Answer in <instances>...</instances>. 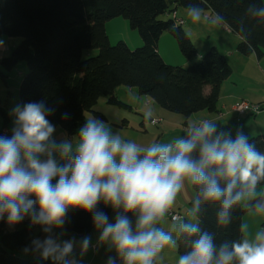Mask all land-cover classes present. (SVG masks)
I'll list each match as a JSON object with an SVG mask.
<instances>
[{
	"label": "trees",
	"instance_id": "trees-1",
	"mask_svg": "<svg viewBox=\"0 0 264 264\" xmlns=\"http://www.w3.org/2000/svg\"><path fill=\"white\" fill-rule=\"evenodd\" d=\"M169 3L189 10L210 9L227 29L240 37L236 46L239 53L254 52L260 56L264 52V16L257 14L264 8V0H0V37L18 38L9 54L0 59V76L5 79L4 69L11 70L19 61L25 62L27 71L18 87L20 107L29 102H43L46 109L52 110L48 115L50 123L70 136L85 123L86 111L104 117L93 110L101 97L109 105L131 108L115 95L119 86L133 87L160 108L184 117L202 110L215 111L221 83L231 74L229 62L211 45L186 67L166 63L157 49L163 32L175 38L181 54L188 60L197 54L182 25L176 24L171 16L160 18L169 10ZM115 17L127 19L138 32L142 41L139 47L132 49L123 40L114 45L109 42L105 23ZM86 49H98V53L83 58ZM0 117L3 136L9 120L5 103H0ZM158 122L160 119L151 123ZM248 143L264 155V134L251 136ZM61 160V165L68 162ZM206 172L214 176L222 189L227 187L229 181L218 169L209 167ZM257 186H263L262 194L249 199L245 206L240 199L231 204L226 210V221L222 222V200H204L202 186L191 183L188 206L198 231L192 235L180 231L176 241L179 259L190 253L194 241L205 233L214 246L211 264H216L222 246L227 245L231 251L234 244L241 243L243 213L247 209L264 211V177L257 181ZM249 189L237 180L232 196ZM33 208L38 210L37 205ZM110 211L102 200L94 209L108 217ZM119 215L127 218L130 212L122 210ZM183 220V225L190 224L185 216ZM36 226L31 225L27 214L14 225L7 223L6 216L0 219V264H76L71 255L63 258L40 255L32 243V229ZM63 227L77 236L85 235L95 228L93 213L69 209ZM230 264H239L238 258L233 257Z\"/></svg>",
	"mask_w": 264,
	"mask_h": 264
},
{
	"label": "clouds",
	"instance_id": "clouds-1",
	"mask_svg": "<svg viewBox=\"0 0 264 264\" xmlns=\"http://www.w3.org/2000/svg\"><path fill=\"white\" fill-rule=\"evenodd\" d=\"M191 14L193 21L199 20L198 10ZM257 14L264 16V8ZM51 111L43 102L17 105L11 136H0V219L6 216L7 223L14 225L27 214L33 224L46 225L43 230L50 233L53 226L64 225L69 209L92 212L95 227L102 229L100 239L115 247L124 264H152L163 247L175 244L171 234L154 224L172 205L185 179L202 186L204 200H222L220 219L225 222L226 210L241 198V193L232 196L237 180L251 189L264 177V155L242 134L222 140L209 121L190 129L189 138L177 139L174 145L142 147L113 134L105 121L91 116L71 142L57 144L52 140L55 127L48 119ZM197 148L198 159H193ZM54 152L68 162L59 165ZM209 167L228 179L226 188L206 172ZM101 200L125 213L138 212L136 230L125 216L117 215L110 223L106 214L94 212ZM181 230L192 235L198 228L185 224ZM256 240L234 244L231 251L222 246L216 264H230L233 257L239 264H264V233H258ZM33 243L44 258H63L73 251L72 242L61 247L51 235ZM88 245L85 238L82 248ZM213 255L212 239L205 233L178 264H211Z\"/></svg>",
	"mask_w": 264,
	"mask_h": 264
},
{
	"label": "rangeland",
	"instance_id": "rangeland-1",
	"mask_svg": "<svg viewBox=\"0 0 264 264\" xmlns=\"http://www.w3.org/2000/svg\"><path fill=\"white\" fill-rule=\"evenodd\" d=\"M169 4V10L163 13L160 18H170L172 13V10L170 11V9L174 8L173 10H175L176 14L184 19V24L181 27L190 36L191 41L197 50V54L192 60H188L181 54L175 38L170 33L163 32L158 40L157 48L161 57L166 63L175 66H181L180 63L185 61L182 67H186L192 61L199 59L198 51L206 50L207 42L211 40L214 41V43L215 41L218 43L217 46L219 51H225L224 53H226V56H229L231 64L233 66L235 65L237 57H230V51L233 53L238 52L236 49L237 44L234 42L236 37L233 32L226 29L225 25L217 17H214V14L211 18L207 19L206 16L210 14L208 13L211 12L210 10L199 11V20L193 21L191 10L182 6H175L172 3ZM199 26L201 27L200 29H198ZM105 29L109 42L112 45L116 44L119 40L126 42L127 45L132 49L139 47V45L142 44L138 32L135 29H132L130 27L129 21L123 17H115L108 20L105 23ZM0 41H3V43H1L2 45H10L13 43L16 44L18 38L1 36ZM97 53L98 49H86L83 50L82 57L87 58L89 56H94ZM238 57L240 58V62L241 59L244 58V56L241 55ZM262 65L264 69V63ZM26 71V63L19 61L11 70L4 69L6 74L5 79L0 76V103H5L7 107L9 120L6 127H8L10 131V133L7 135L9 137L12 134V128L15 126L13 109L17 105L20 106L18 93L19 83ZM115 95L119 100L126 103L131 108L109 105L106 103V98L101 97L93 107V110L102 113L104 117L101 118L95 116L93 112L86 111L84 113L85 120L91 116L103 120L108 126H110L113 134H119L122 139L135 142L142 147H147L151 144L157 143L174 145L176 139L179 136L183 138L185 137V139H187L188 136H186V132L181 127V122H179V120L184 119V116L171 113L160 108L151 98L145 95H140L133 87L119 86L115 89ZM159 119L160 122L157 124L151 123L152 121ZM1 127L2 120L0 117V128ZM55 130L61 129L57 128ZM162 130L163 134H161ZM56 134V131L52 134V140H54L57 144L63 142L64 140H68L70 142L73 140V135L70 136L65 133V137L60 140L56 138ZM74 148L75 145L73 144V149ZM53 158L59 165H61L62 160L58 152L53 153ZM41 159H43V157H41ZM53 183H55V180ZM190 185L191 182L189 181V186ZM262 192L263 186H257L245 191L241 195L240 204L246 205V202L249 199L261 195ZM108 206L111 208L108 220L110 223H114L117 215H119L122 210L119 211L117 208H113L111 205ZM168 209L171 208L169 207ZM168 209L166 210L164 216L155 222L154 227L162 229L163 231L171 234L175 244H170L163 247L153 259L152 264H178L179 262V256L176 250V241L181 231V225L184 224V220L179 219L177 221H172L167 215ZM174 210L184 215L185 211L187 210V205H182L181 208ZM27 218L33 226L30 216L27 215ZM127 218L131 222L133 231H135L138 213L131 212L130 216ZM185 218L190 224L195 225L196 219L192 213L185 216ZM263 221L264 211L261 212L254 209H247L241 218V243L244 240H248L250 243H256V237L258 233H261V223ZM36 225L37 226L32 229V243L35 240L42 241L49 235H51L53 239H56L57 242L61 244V247L63 246L64 242H72L73 251L67 256L71 255L76 264H124L123 259L118 255L115 247L111 245L109 241H102L99 238L98 232L99 230L101 231V229H97L95 227L89 233L82 236H77L74 233L67 232L63 226L61 228H56L53 226L50 233H45L43 229L46 227V225ZM85 238H88L89 240V245L86 250L82 248V242ZM38 253L41 255V251Z\"/></svg>",
	"mask_w": 264,
	"mask_h": 264
},
{
	"label": "crops",
	"instance_id": "crops-1",
	"mask_svg": "<svg viewBox=\"0 0 264 264\" xmlns=\"http://www.w3.org/2000/svg\"><path fill=\"white\" fill-rule=\"evenodd\" d=\"M206 10L209 11L210 9H205L204 11ZM208 13L210 14L206 16L207 19L211 18L214 14L212 11ZM214 17L217 16L214 14ZM200 28L201 27L199 26L198 29ZM234 35L236 37L234 42L235 44H238L240 37L235 33ZM211 45L218 49V43L216 41L214 43V41L209 40L207 42L206 48ZM12 46H14V43L10 45H2L0 43V59L3 56L9 54ZM198 52L200 57L204 51ZM224 52L225 51L222 50L221 53L226 56V53ZM236 55L244 56V58L241 59L242 63L239 61L240 58ZM231 56H234V58L237 57V60L233 66L229 60V56H226L231 67V74L221 83L217 109L215 111H198L188 117H184V119L179 120L182 126L180 123L179 124L186 132V136H188L189 130L199 126L201 121H209L213 123L216 126V134L220 135L222 140L225 138L234 140L238 134H242L247 138L248 141L251 136L264 134V113L258 115L247 114L239 116L234 110H232V105L238 100L244 99L256 103L264 102V69L262 65L264 63V52L261 53L260 56H257L254 52H251L248 55H243L238 52L233 53L230 51V57ZM254 58L256 59V62ZM184 63L185 61L180 64L183 65ZM207 91L208 88L205 89V92ZM55 131L57 132L56 138L61 140L65 137L64 131ZM9 133L10 131L8 127L3 129V136H7ZM161 134H163V130L161 131ZM177 139H185V137L183 138L179 136ZM198 156L199 148H197V150L192 153L193 159H198ZM190 186L189 180L185 179L183 181L182 188L178 191L174 202L170 206V208L176 212L174 209H179L182 205H187V210L185 211L184 215H182L180 212H176L181 216V219H183L184 216L190 215L191 213L188 206V203L192 198V190ZM118 210H123V208H118ZM101 232L102 229L98 232L99 238Z\"/></svg>",
	"mask_w": 264,
	"mask_h": 264
},
{
	"label": "built area",
	"instance_id": "built-area-1",
	"mask_svg": "<svg viewBox=\"0 0 264 264\" xmlns=\"http://www.w3.org/2000/svg\"><path fill=\"white\" fill-rule=\"evenodd\" d=\"M171 17L173 18L174 22L178 25L184 24V19L179 17L175 11H172ZM232 110H234L239 116L244 114H250V115H258L261 113H264V102L262 103H256V102H250L247 100H239L235 102L232 105ZM158 120H154L153 122H157ZM204 121H201L199 123V126L202 125ZM47 157H43V159H46ZM168 217L172 220H178L180 217L179 214L173 212L171 209H168L167 212Z\"/></svg>",
	"mask_w": 264,
	"mask_h": 264
}]
</instances>
